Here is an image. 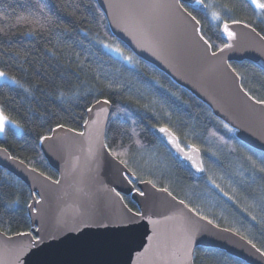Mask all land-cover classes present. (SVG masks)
Segmentation results:
<instances>
[{
    "label": "trees",
    "instance_id": "trees-1",
    "mask_svg": "<svg viewBox=\"0 0 264 264\" xmlns=\"http://www.w3.org/2000/svg\"><path fill=\"white\" fill-rule=\"evenodd\" d=\"M232 2L236 7L224 19L241 20L264 36V15L257 14L255 5L249 0ZM35 4L44 6L52 24L45 33L25 37L22 33L28 25L17 24L16 17L28 15ZM184 6L200 21L201 32L213 50L221 49L225 45L220 34L223 21H213L210 12L206 15ZM0 28L7 33H0V70L23 85L9 86L0 81V106L21 126L19 132L9 127L0 136V146L13 157L56 180L58 173L45 158L40 137L51 134L57 124L82 131L88 109L97 100L106 99L112 105L106 144L113 151L120 150L117 145L129 147L130 154L118 159L129 161L127 167L136 172L138 181H153L156 186L167 188L178 199L196 207L202 216L207 215L221 227L236 229L258 248H264V212L261 211L264 192L260 190L264 187V173L257 171L249 175V162L245 159L246 155H252L259 160L262 151L240 141L234 131L229 132L220 124L221 120L208 105L117 39L97 0H0ZM84 30L88 37L84 36ZM93 38L125 48L139 62L135 70L130 71L112 59L106 49L92 43ZM231 65L241 77L244 89L257 100H264V70L249 60ZM105 74L123 87L108 89L109 79H105ZM61 92L65 96L61 97ZM136 101L140 105L148 104L149 108L140 107ZM125 105L131 106V120L117 111V106ZM163 126L176 133L184 148L194 144L201 150L207 170L203 175L192 172L161 142L154 128ZM137 139L140 146L135 144ZM149 155L155 159L148 161ZM209 175L235 200L214 188L208 182ZM123 198L132 210L138 211L130 196ZM31 201L28 186L0 166V231L8 235L30 231ZM249 213L256 215L257 221ZM194 263L248 264L221 249L205 247L196 249Z\"/></svg>",
    "mask_w": 264,
    "mask_h": 264
},
{
    "label": "water",
    "instance_id": "water-1",
    "mask_svg": "<svg viewBox=\"0 0 264 264\" xmlns=\"http://www.w3.org/2000/svg\"><path fill=\"white\" fill-rule=\"evenodd\" d=\"M97 2L112 34L137 57L208 105L216 117L236 129L240 141L264 152V105L244 89L231 65L249 60L264 70V36L260 32L245 22H228L236 34L229 39L222 24L221 37L231 47L214 51L196 31L198 27L201 32V24L196 26L193 14L188 15L191 12L184 4L200 10L191 0ZM105 100L91 106L82 131L54 128L49 139L40 142L49 165L58 173L56 180L23 160L9 159L11 153L0 146V166L22 180L32 194L28 207L31 230L38 229L40 237L38 242L36 231L31 235L0 231V264H195L198 247L218 248L248 264H264L258 247L254 244L253 248L242 235L217 227L202 215L194 216L178 204L180 199L164 192L165 188L138 181L137 176L125 177L131 170L112 156L105 141L112 114V105L104 104ZM101 108L107 113H101L93 125ZM158 128L154 132L160 139ZM171 153L178 159L175 149ZM178 160L195 174H204L197 173L191 161ZM199 160L203 161L201 150ZM137 188L145 195L140 196ZM123 196H130L138 211ZM136 212L149 219L135 217ZM189 227L195 232L190 259L184 255Z\"/></svg>",
    "mask_w": 264,
    "mask_h": 264
},
{
    "label": "snow or ice",
    "instance_id": "snow-or-ice-1",
    "mask_svg": "<svg viewBox=\"0 0 264 264\" xmlns=\"http://www.w3.org/2000/svg\"><path fill=\"white\" fill-rule=\"evenodd\" d=\"M192 4L196 7H198L201 11L205 12V14L207 15L210 12V16L211 19L213 21H223V29L222 32L225 33L227 35V37L229 39H231L232 37H234L236 34L235 32L231 31L228 25L227 20H225L224 18L226 16H230L231 13L234 11L236 5L235 3L232 2V0H222V2H217V0H209V2L206 4L205 0H191ZM250 4L255 5V8L258 9V15H264V2H261V0H249ZM181 8H183V5H180ZM34 9V10H32ZM32 9L29 10V14L28 15H20L18 17H16V23L17 24H26L28 25L27 31L23 32L22 35L27 37V36H35L41 33H45L48 31V25L52 24V18L51 16H49L45 9L44 6L42 4H35L32 6ZM219 9V11L217 10ZM185 12H187V9H184ZM223 13V15H222ZM189 16H191V13H188ZM192 20L195 21V25L198 26L200 24L199 20H196V18L194 16H192ZM231 23L233 25H239V24H243L244 22L241 20H237V19H232ZM247 27L251 28V25H247ZM196 31L199 33L201 39H204L203 37V33L199 31V28H196ZM0 33H4L5 35H7V33H5V30L3 28H0ZM84 36L88 37V32L87 30H84ZM92 43L94 44H99L103 49L107 50L106 54H109L111 56L112 59L116 60L119 63H122L123 66L128 67L130 71H134L136 66L138 65V60L134 57V55L129 54L126 52L125 48L121 47L118 43H109L106 40H100L98 38H93ZM204 43L206 45H209V42L204 39ZM211 45H209L210 47ZM224 47H231L230 44H225ZM151 51V49H148ZM17 55L19 56L20 53L18 52ZM153 55H157L156 52H153ZM213 55H215V53H213ZM77 56H79V54H77ZM158 58H160L158 56ZM81 69L83 70V61H81ZM233 71H235L233 69ZM239 75V74H237ZM100 78V73L97 72L96 73V79L99 80ZM105 79H109L108 75L105 74ZM0 81H4L7 85L9 86H19V87H23L22 84H20V81L16 79V77L14 76H10L7 72L0 70ZM106 87L108 89H119L123 87V84L119 81L116 80H110L109 82L106 84ZM26 91H28V89H25ZM61 97L65 96V93L61 92L60 93ZM254 99V98H253ZM97 104H100L101 101L97 100L96 101ZM104 104H110L111 101L105 100L103 101ZM257 103L264 105V100H260L257 101ZM136 104L139 105L142 108L148 109L149 105L148 104H144V105H140L139 101H136ZM131 106L130 105H125L124 107H119L117 106V111L122 112L124 114V117L131 120V116L133 115V111L130 110ZM89 112H91V109H88ZM101 113L106 114L107 113V109L105 108H101L100 112L97 113V120H94L92 123L93 125L97 124V122L100 119V115ZM113 115H115V113H113ZM170 115V113L168 114ZM88 121H85V124H87ZM220 124L227 129L229 132H233L236 129L232 128L229 124L224 123L223 120L220 121ZM11 127L12 129H14L15 131L19 132L21 130V126L18 124L17 121L13 120L10 118L9 115H7L4 111V108L2 106H0V135H4L6 133V130ZM56 128H63V125L57 124ZM52 131H55V129H52ZM75 131V130H73ZM158 134H162L160 136L161 142L163 144H165V146H167L169 148L170 151H172L173 149H175L176 153L178 154V159L181 160H188L191 161V166L194 167L196 169L197 173H204L207 170L203 167V161L199 160V153H200V149L194 145V144H189L187 151L184 150V148L181 146L180 144V140L179 137L176 135L175 132L172 131L171 128L167 127V126H163V127H159L158 129H156ZM215 135V133H213ZM133 135H135V132H133ZM41 141L45 140V139H49V137L47 136H41L40 137ZM221 140H223V137H220ZM135 144L137 146H140L141 142L139 139H137L135 141ZM105 145L103 144V142L101 141V147H104ZM117 147L120 149L119 151H113L112 149H108L109 152H111L112 156L119 158L122 155H129V147H124L122 144L121 145H117ZM7 151V150H5ZM251 151V149H250ZM9 159L15 160V157H9ZM155 159L154 155H149L148 156V161H152ZM245 159L249 162V175H254L257 171L264 173V152H261L259 154V160L254 159L252 155H246ZM128 160H120L121 164H124L125 166H127L128 164ZM147 163V161H146ZM125 177L131 175V176H136V172L135 171H129V172H125L124 173ZM242 175V173H241ZM49 179H51L49 177ZM208 182L214 186V188L219 189V191L224 195V196H228L229 199L231 200H235V196H231L229 195L228 192H225L224 189L220 186V184H218L216 182L215 179L212 178L211 175L208 176ZM221 179H223V177H221ZM57 184L60 183V181H56ZM149 184H153V181H148ZM231 186V185H230ZM261 192H264V187H262ZM135 191L140 195V196H144L145 193L140 191V189H135ZM164 192H168V189L165 188L163 189ZM233 192H235V189H232ZM175 199V198H174ZM261 201H262V205H264V197H261ZM37 203H39V200L36 201ZM13 204L18 203V201H13ZM178 204L183 206V208H186L188 210V212L194 214V216L196 217H201V211H198L196 207H191V205L186 204V202L184 200H179ZM31 207V206H29ZM252 207H256L255 204L252 205ZM33 211H35L36 209H32ZM246 212L248 211L247 208L244 209ZM261 211L264 212V206L261 207ZM180 216L184 215L183 209L180 210ZM249 215L251 216V219L253 221H257V216L249 213ZM135 217H138L140 219H149L148 217L145 216V214L143 212H136L134 214ZM203 220H208V216L204 215L202 216ZM209 223H212V221H209ZM217 227H219V225H217ZM31 231H36L37 232V236H36V240L39 242L40 237H39V230L38 229H32L30 230L28 233H17L16 235H31ZM230 231L233 232H237L236 229H230ZM237 234H241L239 232H237ZM155 235V233H154ZM194 236H195V232L194 230L189 227L186 229L185 231V236H184V255L187 258H191V254H192V250H193V244H194ZM247 240V237H244ZM151 239V238H150ZM249 244H252L251 240H248ZM253 248H255L256 246L253 244L252 245ZM256 251L258 253H260L261 257H264V248H258L256 249Z\"/></svg>",
    "mask_w": 264,
    "mask_h": 264
},
{
    "label": "rangeland",
    "instance_id": "rangeland-1",
    "mask_svg": "<svg viewBox=\"0 0 264 264\" xmlns=\"http://www.w3.org/2000/svg\"><path fill=\"white\" fill-rule=\"evenodd\" d=\"M0 136H3V135H0Z\"/></svg>",
    "mask_w": 264,
    "mask_h": 264
}]
</instances>
